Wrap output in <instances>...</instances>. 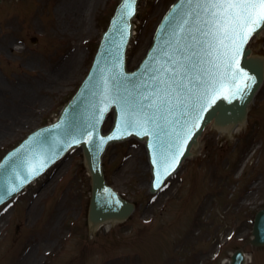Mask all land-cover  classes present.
Returning <instances> with one entry per match:
<instances>
[{
    "label": "rangeland",
    "instance_id": "1",
    "mask_svg": "<svg viewBox=\"0 0 264 264\" xmlns=\"http://www.w3.org/2000/svg\"><path fill=\"white\" fill-rule=\"evenodd\" d=\"M172 1L140 0L130 69ZM64 2L72 10L62 20L55 11ZM115 2L0 3V158L52 121L75 92ZM250 47L264 55V32ZM199 140L196 156L156 197L148 192L142 144L111 146L106 179L137 209L126 222L95 231H88L85 218L90 184L81 153L67 155L0 209V264H223L236 248L248 264H264V248L248 241L253 216L264 207V84L244 128L225 138L209 127Z\"/></svg>",
    "mask_w": 264,
    "mask_h": 264
},
{
    "label": "water",
    "instance_id": "2",
    "mask_svg": "<svg viewBox=\"0 0 264 264\" xmlns=\"http://www.w3.org/2000/svg\"><path fill=\"white\" fill-rule=\"evenodd\" d=\"M117 1L118 0H116L114 6ZM117 9L118 11L115 18H113L109 33L101 47L96 61L97 64L93 68L90 80L83 82L84 84L82 85L81 92L78 93L79 95L65 108L58 121L51 128H45V130L38 134H34L32 141H30V138L25 142V147H23L20 152L11 158L6 165L0 166V197H3V202L10 196L16 194L19 189L32 181L33 178H36V176H34L32 179L22 183L35 164L47 159L48 163L46 167H48L69 148L83 146L86 166L89 169L92 180L89 220L93 224H100V222L108 220L121 221L131 214L133 206L121 200L111 188L106 186L102 166L100 165L101 154H103L108 143L132 135L125 134L121 136L119 130V125L123 118V100H117L110 104L102 100L105 82L108 81V87L111 88L114 96L119 94L120 97L132 99L138 97L145 91H149L150 89L145 88L144 85L146 83L149 85L152 84L150 79L153 74L152 69L164 64V53L165 51L171 52V47L174 46L175 38L173 33L178 31V24L184 19H190L188 14H194L196 9L195 4L190 5L187 0H178L168 12L167 16H165L167 19L165 18L160 28L161 30L156 37L157 39L154 43L153 50L148 58H146L147 60L144 67L142 66L138 71L132 73L126 72L123 60L124 49L130 31V27H128L130 18L121 15L122 4ZM190 22L193 25L195 24V21ZM194 30L195 28L193 27V31ZM147 47L148 45L145 46V51ZM117 65H121L122 67L118 68ZM240 67L247 69L248 75L253 78L252 81L249 82L250 86L242 94H238L237 98H233L228 91L229 83L226 79L217 83L218 92L216 94V99L214 102L210 100L208 104L205 105L207 110L202 113L203 119L200 121V129L195 132L192 139L184 148V154L180 156L179 161L189 156V149L192 144L196 143V137L201 133L203 130L202 128L213 119L214 124L221 128L235 126L245 121L247 105L251 102L255 92L260 86L259 84L262 83L264 68L259 61L246 59V56L242 58V61L240 60ZM205 79H207V77H205ZM97 109H106L102 119L96 124L95 135L97 141L101 138L112 136L113 134L120 137L107 140L100 148H97L95 144L85 142L87 138L83 136L85 129H90L94 123V116L97 113ZM110 109H114L115 111L114 125H117L116 133L111 132L107 136H104L101 134V123ZM177 118L180 119L181 122L185 119L179 116V114ZM171 130V127L166 129L167 132H171ZM137 136L147 138L148 147L150 149L149 152L154 159L159 158V153L161 151H166L168 149V144L171 139L170 135L165 134V132H160L159 136ZM225 138H227L226 135ZM73 140H78L80 142L72 143ZM19 142H17V144ZM150 143L157 145V147L155 149L150 147ZM2 156L3 154L1 157ZM46 167H44L43 171ZM88 180L90 184L89 176ZM10 188H18V191L8 194V189ZM255 220L253 232L255 239L252 240V243L254 245H261L264 243V210L257 215ZM89 229L88 226V231ZM242 261H244L243 257L239 253L234 256L232 264H243Z\"/></svg>",
    "mask_w": 264,
    "mask_h": 264
},
{
    "label": "snow or ice",
    "instance_id": "3",
    "mask_svg": "<svg viewBox=\"0 0 264 264\" xmlns=\"http://www.w3.org/2000/svg\"><path fill=\"white\" fill-rule=\"evenodd\" d=\"M187 2L195 4L196 11L188 14L190 19L178 24V31L173 33L175 39L171 52L165 51L164 64L152 69V84L144 85L150 90L132 99L119 94L114 96L106 81L102 94V100L109 104L123 100V118L119 125L121 136H159L160 132L170 135L168 149L161 151L159 158L153 160L158 167L156 188H160L164 178L175 169L184 148L200 129L202 113L207 110L205 105L216 99L217 83L226 79L233 98L250 86L253 78L241 71L240 58L253 35L264 29V0ZM135 3L136 0H122L121 15L131 18ZM190 21H195V24ZM105 110L97 109L94 123L83 133L87 138L85 142L95 144L97 148L107 140L120 138L113 134L97 141L96 124ZM178 114L185 118L183 122L177 118ZM168 127H171V132L166 131ZM150 147L155 149L157 145L150 143ZM47 163L45 159L35 164L22 183L39 175ZM15 191L18 188H10L8 194ZM0 202H3V197H0Z\"/></svg>",
    "mask_w": 264,
    "mask_h": 264
},
{
    "label": "bare ground",
    "instance_id": "4",
    "mask_svg": "<svg viewBox=\"0 0 264 264\" xmlns=\"http://www.w3.org/2000/svg\"><path fill=\"white\" fill-rule=\"evenodd\" d=\"M71 3H73V1L71 2ZM70 3V4H71ZM79 4V3H78ZM73 5L75 6V4L73 3ZM71 10H72V8L68 5V3L67 2H64V3H58V6H57V9H56V14L57 15H60L61 17H62V20H63V18L64 17H67V15H68V13H70L71 12ZM66 19V18H65ZM70 20H72V18L70 19ZM76 23V22H75ZM149 43H150V41L148 42V44L147 45H149ZM144 51H145V49L143 48V53H144ZM75 59V56H74V58L69 62L72 66L74 65L73 63H72V61ZM71 65H68V66H71ZM237 129V128H236ZM239 130V129H238ZM149 169V168H148Z\"/></svg>",
    "mask_w": 264,
    "mask_h": 264
}]
</instances>
